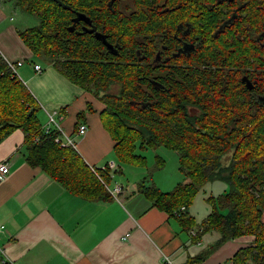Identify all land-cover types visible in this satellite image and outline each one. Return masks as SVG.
Here are the masks:
<instances>
[{"label":"trees","instance_id":"obj_1","mask_svg":"<svg viewBox=\"0 0 264 264\" xmlns=\"http://www.w3.org/2000/svg\"><path fill=\"white\" fill-rule=\"evenodd\" d=\"M14 1L39 19L20 31L33 55L54 64L102 101L103 123L121 161L143 164L146 157L138 150L160 145L178 153L185 180L171 191L154 184L140 189L171 213L179 208L182 222L191 227L194 217L181 207L189 206L208 182L225 181L228 189L209 197L213 208L202 228L221 232L220 242L254 235L252 244L234 254L233 264H264V89H249L241 79L247 54L260 62L264 52L255 39L261 35L264 40V0H236L246 6L231 19L230 3L215 0V10L204 8L202 23L191 26L201 34L197 49L187 59L177 55L182 59L178 64L156 65L155 49L173 45L175 31L180 33L178 26L162 21L180 9L160 12L163 18H158V10L137 6L135 13L126 14L118 4L110 8L108 0ZM81 13L92 18L115 49L83 31ZM73 19L80 20L75 28ZM165 54L171 55V50L163 52V58ZM39 110L33 93L0 52V140L22 128L30 163L73 193L109 198V169L92 167L74 147L56 141L60 132L44 128ZM164 162L157 157L158 166Z\"/></svg>","mask_w":264,"mask_h":264},{"label":"crops","instance_id":"obj_2","mask_svg":"<svg viewBox=\"0 0 264 264\" xmlns=\"http://www.w3.org/2000/svg\"><path fill=\"white\" fill-rule=\"evenodd\" d=\"M20 8L14 0H0V52L5 59L23 61L17 70L40 105L41 120L48 119V111H58L56 118L76 141L74 148L92 167L109 169L112 184L105 182L107 189L121 185V190L106 199L71 192L29 162L26 133L13 130L0 140V161L8 160L10 166L0 177V223L6 224L0 233V264H233L234 254L252 244L254 236L220 242L221 232L201 225L213 208L209 197L225 192L228 184L215 180L198 190L184 210L194 217L191 227L182 222L179 208L171 213L155 204L138 186L146 176L129 178L121 164L131 163L115 154V141L101 115L102 101L54 64L35 57L24 42L20 31L30 27V19L20 15ZM80 122L88 123L81 136ZM179 165L178 158L177 170L182 172ZM136 166L148 167L147 157ZM179 179L181 175L170 190L157 185L171 191L185 180Z\"/></svg>","mask_w":264,"mask_h":264},{"label":"flooded vegetation","instance_id":"obj_3","mask_svg":"<svg viewBox=\"0 0 264 264\" xmlns=\"http://www.w3.org/2000/svg\"><path fill=\"white\" fill-rule=\"evenodd\" d=\"M150 6L142 3V0H139L140 4L137 3V0H108L107 4L110 8H113L116 4H118L119 11H123L126 14H133L137 11V6L141 7H149L151 9L158 10L157 16L158 18H163L160 12H167L171 9H180L178 14H175L169 20L167 15H165L163 25L171 26L176 25L180 28V33L178 34L175 31L174 35L176 37L173 45H164V48H160L159 45L157 49H155L153 63L156 64H178L181 62V58L177 59L176 56L181 54L184 59H187L188 56L191 55L193 51L197 49L198 44H200V33L199 31H193L191 26L194 24L202 23L203 10L204 8H213L215 10V0H150ZM219 1V0H217ZM230 3L231 10L229 12L228 18H236L238 15V11H242V9L246 6L245 3L237 4L236 0H226ZM75 17V16H74ZM86 18L82 19L83 24L81 25L83 31L88 33H92L96 37L100 38L98 34L101 36L104 35L105 39H100L103 43L111 49H115L112 43H110L107 39V34H104L102 31H99L97 26L92 21L90 16L85 15ZM215 18V16H214ZM74 20V19H73ZM77 22L80 20H74L73 24L77 25ZM170 31V29H169ZM261 35L255 37L256 40L261 45H264V40L260 39ZM156 45V44H154ZM168 48V49H165ZM171 50V55L165 54L163 58V52H167ZM174 57V59H173ZM187 57V58H185ZM260 62L257 61V57L255 55H251V53L247 54L246 59L243 61V71L244 73L241 76V79L244 81L245 86L249 89H264V52L260 55ZM170 62V63H167ZM240 63V62H238ZM183 64V63H182ZM242 64L240 63L239 66ZM212 67L215 69V63H213ZM256 96L261 98V94L259 92H255ZM263 98V97H262Z\"/></svg>","mask_w":264,"mask_h":264},{"label":"rangeland","instance_id":"obj_4","mask_svg":"<svg viewBox=\"0 0 264 264\" xmlns=\"http://www.w3.org/2000/svg\"><path fill=\"white\" fill-rule=\"evenodd\" d=\"M19 13L20 15H24L27 21H29L28 19H30L29 26L35 25L39 22V19L36 15L31 14L22 8L19 9ZM27 16L29 18H27ZM111 88L113 89V91L117 90V84L115 83L112 84ZM41 121L47 123L48 119L44 118ZM141 153L147 157L148 167L146 166L145 168H143V166H136L132 164H121L124 166V169H126V173L127 176H129V178L130 176L137 178L138 174L146 176V178L138 184L139 187L143 183L153 185L154 184L153 182H156L157 187H158L157 184H159L161 187L170 190L173 187L174 182L178 179L179 175H181V179H179L180 181L182 180V178H185L184 174L182 172H178L177 170L179 157H178V153L174 149L165 145H160L153 148L144 149ZM157 157H162L165 160L164 165L158 166ZM228 160H229V155L224 156L222 159L224 164L228 163ZM118 175L119 177L123 176L122 173H119ZM221 182H216V183H221ZM109 184H112L111 179L109 181Z\"/></svg>","mask_w":264,"mask_h":264},{"label":"built area","instance_id":"obj_5","mask_svg":"<svg viewBox=\"0 0 264 264\" xmlns=\"http://www.w3.org/2000/svg\"><path fill=\"white\" fill-rule=\"evenodd\" d=\"M6 60L9 64L10 68L14 72V74L20 78L17 69L20 65H22L23 61L22 60L13 61V60H10L7 58H6ZM35 68L37 71H41L43 69L42 65L39 63L35 64ZM57 114H58V111H48V123L46 125H44V128L46 130H48L50 128L57 129L60 132V134L56 138V141H58L59 143H61L63 145H71L72 147H74L76 145V141L72 138L71 135H69L63 129L61 122L56 118ZM87 130H88V123L87 122H80L78 125V128H77L78 135L79 136L84 135L87 132ZM9 171H10L9 161L8 160L0 161V177L4 178L8 174ZM108 189L112 194L116 195L121 190V185H115V187H113V188L108 187ZM181 210H185V206H182ZM5 228H6V224L0 223V233L3 232L5 230ZM166 258L169 259L168 257H166Z\"/></svg>","mask_w":264,"mask_h":264},{"label":"water","instance_id":"obj_6","mask_svg":"<svg viewBox=\"0 0 264 264\" xmlns=\"http://www.w3.org/2000/svg\"><path fill=\"white\" fill-rule=\"evenodd\" d=\"M79 18H83V19L86 18V17H85V14L81 13V14L79 15ZM98 36H99L100 38H102V39H105V36H104V35L101 36L100 34H98Z\"/></svg>","mask_w":264,"mask_h":264}]
</instances>
